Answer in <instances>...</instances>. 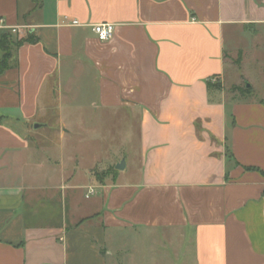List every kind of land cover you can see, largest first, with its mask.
Instances as JSON below:
<instances>
[{
	"label": "crops",
	"instance_id": "obj_1",
	"mask_svg": "<svg viewBox=\"0 0 264 264\" xmlns=\"http://www.w3.org/2000/svg\"><path fill=\"white\" fill-rule=\"evenodd\" d=\"M39 3L0 0V36L36 39L0 75V264H264V101L225 82L264 0ZM87 104L138 123L135 181L80 161Z\"/></svg>",
	"mask_w": 264,
	"mask_h": 264
},
{
	"label": "rangeland",
	"instance_id": "obj_2",
	"mask_svg": "<svg viewBox=\"0 0 264 264\" xmlns=\"http://www.w3.org/2000/svg\"><path fill=\"white\" fill-rule=\"evenodd\" d=\"M226 49L230 51L225 69L227 91L233 93V88L237 87L243 97L264 101V27L257 28L256 31L248 29L234 32L233 40L226 44ZM239 50L242 55H237ZM233 84L238 86H232ZM90 90L89 100L92 99L93 92V89ZM89 100L86 99V102ZM79 108L71 123H74L77 135L73 146L83 154L80 161L86 167L91 166L93 179L101 185L113 174H120L122 180L135 181L140 170L138 123L128 119V116L110 115L88 104ZM122 160L125 168L118 171L115 166ZM83 192L79 193L83 196ZM90 201L92 199H80L83 204ZM129 241L128 237L124 242ZM117 243L120 244V239Z\"/></svg>",
	"mask_w": 264,
	"mask_h": 264
},
{
	"label": "trees",
	"instance_id": "obj_3",
	"mask_svg": "<svg viewBox=\"0 0 264 264\" xmlns=\"http://www.w3.org/2000/svg\"><path fill=\"white\" fill-rule=\"evenodd\" d=\"M34 4V8H36L40 3L39 0H32ZM12 34L8 31V33L1 34L0 36V75H2L6 70L9 69L10 59L12 57V50L17 48L25 43H34L36 41L33 38L31 33L28 34L27 37L22 39H12ZM234 91L239 90L237 87L233 88Z\"/></svg>",
	"mask_w": 264,
	"mask_h": 264
},
{
	"label": "built area",
	"instance_id": "obj_4",
	"mask_svg": "<svg viewBox=\"0 0 264 264\" xmlns=\"http://www.w3.org/2000/svg\"><path fill=\"white\" fill-rule=\"evenodd\" d=\"M2 21L0 20V23ZM72 26L78 25L77 21H71L70 23ZM115 31V26L113 24H109V23H101V24H97L94 25L92 27V32L94 33L96 39L99 42H107L109 41ZM9 32L12 35H16L17 34V29L16 28H12L9 30ZM94 194V189L92 187L88 188L87 194L85 195L86 198L92 196Z\"/></svg>",
	"mask_w": 264,
	"mask_h": 264
},
{
	"label": "water",
	"instance_id": "obj_5",
	"mask_svg": "<svg viewBox=\"0 0 264 264\" xmlns=\"http://www.w3.org/2000/svg\"><path fill=\"white\" fill-rule=\"evenodd\" d=\"M39 125H35L34 128H38ZM125 168V164H124V160L120 161L116 166H115V169L118 170V171H123Z\"/></svg>",
	"mask_w": 264,
	"mask_h": 264
}]
</instances>
